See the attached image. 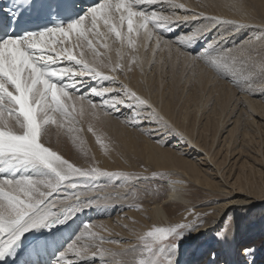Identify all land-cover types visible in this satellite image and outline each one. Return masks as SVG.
<instances>
[{"label": "snow or ice", "instance_id": "obj_1", "mask_svg": "<svg viewBox=\"0 0 264 264\" xmlns=\"http://www.w3.org/2000/svg\"><path fill=\"white\" fill-rule=\"evenodd\" d=\"M164 4L173 10L165 14ZM176 10L189 11L176 0H7L0 8V264H264V243H249L230 211L209 220L212 212L186 208L180 222L134 232L136 243L102 236L92 220L82 219L113 199L138 201V183L162 181L166 174L101 169L94 157L89 159L81 120L102 122V113L161 148L172 140L173 147L188 144L150 98L104 71L142 70L139 40L147 52L155 37V55L165 33L202 19L169 46L202 61L245 94L258 90L264 98V62L257 72L253 41L237 44L221 33L211 36L218 25H232L233 31L247 25L203 11L181 16ZM89 53L94 59H87ZM52 126L63 130L86 166L53 147ZM87 132L107 153L103 133L91 122ZM102 177L123 181L120 186L131 185L132 191L99 195L96 182ZM127 207L142 210L138 202ZM121 243L129 246L122 251L103 247Z\"/></svg>", "mask_w": 264, "mask_h": 264}, {"label": "rangeland", "instance_id": "obj_2", "mask_svg": "<svg viewBox=\"0 0 264 264\" xmlns=\"http://www.w3.org/2000/svg\"><path fill=\"white\" fill-rule=\"evenodd\" d=\"M188 9H189V12H186L187 14L192 15L193 11L196 13L200 12L199 10H194L192 7H189ZM206 15H208V14H206ZM210 16H212V15H210ZM194 22H195L194 24L204 23L202 19H197ZM249 24L251 25V23H249V22L245 25H249ZM254 25L256 26L258 24L256 23ZM229 26L230 25H227V24H224L223 26L218 25L216 28L213 29L211 36H216L217 33H222L221 32L222 28L229 27ZM252 26L253 25H251L250 27H252ZM261 26H263V25H261ZM190 27L184 26V27H181L180 30H181V32L187 31V30H189ZM179 28L180 27H178L174 32L178 31ZM263 28H264V26H263ZM174 32H172L170 35H166V33H165V37H163V38L166 39L167 41H169V40L173 41L175 39V36L177 34H179V32L178 33H174ZM246 32H243V34H240V36L238 34H233L232 37H230V39H229V36H230L229 34H224V35H226L228 37L229 43L235 41L237 44H239L241 41L247 42L249 39L252 38L251 33H249V32L246 33ZM246 38H247V40H246ZM162 45L165 47V45L163 43H161L160 48H163ZM173 45H175V44H171L170 47H172ZM197 47L195 50L200 51L201 50L200 47L199 46H197ZM165 49H166V47H165ZM99 51H100V49H99ZM172 51H174V50L172 49ZM100 52L103 53V50ZM167 54L165 53V55H164V52H163V54L161 53L160 58L158 57L159 55H157L156 58L153 59V60H157V58H159L160 63H158L157 70L158 71L163 70L162 75L164 73V70L167 69V65H166L167 63L165 61L167 60V62H170L169 56L171 55V53H170V55L169 54L167 55ZM180 54L182 55L184 53L181 52ZM173 56L174 57L177 56V60L174 62L175 65L180 63L179 59L182 56L176 55L175 53H173ZM162 61H163V63H162ZM262 62H264V56L261 57V63ZM197 63L198 64L200 63V66L202 68L206 67L205 64L202 63L201 61L200 62L194 61L190 57H188V59H187V61H185V63H183L182 65L180 64V66H181V68H185V70L187 71L188 69H191L193 66H197L198 65ZM259 66H256L257 72H259V70H260ZM149 67H150V64L145 68V71L147 68L148 69H147V71L144 75V78L142 80L143 81L142 84H144L143 88L147 92L149 90V84L153 80L152 79L153 73H151V75H149V74H150V70H152V69L154 72V64L151 67V69ZM205 69H210V68L206 67ZM106 73L111 75V73H108L107 71H106ZM130 73L131 72H127L126 74H117L116 73L115 75H116V78L119 82L129 84L128 80L133 81V79H131L132 77H131ZM128 74L130 77L128 76ZM184 74H186V73H184ZM210 74L214 78L213 79L214 81H212L211 83H208L204 88L193 89V86H191V88L189 89V87H187L188 84H186L182 88V92L180 94L181 99H179L177 105L175 106L173 121H175L177 126L180 124L179 130L181 132L183 131V134L187 138L188 144H182V145H179L178 147H182V148L183 147L188 148L190 146L192 147L193 145L190 142V138H192L193 141L199 142V144L204 149H206V150L210 149L212 146L211 143L213 141V129L216 126L215 125L216 124L215 122L217 120L216 118H218L219 115L222 114L221 118H224L225 120H227V122L223 126L224 127L223 131L220 132V130H219L218 133L215 135V141L213 144V148H214L213 152L216 155V158H215L216 161L215 162H218V160H220L223 157L224 153L226 152L227 143H228V141H230L229 138H231V140H233V137L231 135H230L231 137L229 135H227L230 133V132L228 133L227 130H229V131L232 130L233 125H234L233 119H239V121H240L239 127H242V129H240V130L242 133H244L245 136L241 137L242 134H240V137H239L240 139H238L237 142L234 143L235 144L234 146L236 147V150H234L235 153L233 152L231 154V156H229L227 158V161H226L227 163H225V164H227L228 166L232 165L231 174L235 175L241 169L239 166L242 163V161H244V162H246V165L244 166L243 170L248 173L250 168L256 169V168L260 167L257 163H255V161H258L256 159L257 150L260 149L261 153H263V151H264V98H262L260 96L258 90H257V93L255 95L245 94V92L242 91L241 88H238V87L234 86L232 83H230L229 81L224 80V79H220L219 77H218L219 78L218 81L223 82V84H214L213 85V83L216 82L217 75H215V73L213 71H211ZM215 76H216V78H215ZM163 81L167 82L168 78L166 76H164ZM134 85H135L134 87H137L136 84H134ZM130 86H131V84H130ZM192 89H193L192 94L188 95V92L192 91ZM166 91L167 90L165 89V92ZM231 91H234V95L232 94L231 98H229L226 94L232 93ZM209 92H211V94L207 98ZM245 97H247L249 100L252 101V104H254V106L257 107V111L252 112V110H250V108H248V106L246 105V98ZM240 100H242V101H240ZM204 106H206V107H204ZM232 107H234V112L231 115L230 110L232 109ZM185 110L188 111V112H186L188 114V117H187L188 119L183 120V115L181 114V112L184 113ZM228 114H229V116H228ZM235 116H238V118H235ZM116 120L121 122L120 119H116ZM182 120L184 121L183 127H181ZM89 122H91L90 117H86L85 119L80 121V124L78 126L82 127L84 129V131L80 135L82 136V138L85 141L84 146L86 149H88L89 159L94 157L95 161L97 162V165L101 169L107 170L108 172L123 171V172H128V173H139V174H142L145 176H150L153 172L166 174L165 179L162 181H153L151 183H138L136 185V189H139V190H137L138 195H139L138 201H134L131 196H129L128 199H121V200L113 199L111 201H108V205H109L108 207H106V208L105 207H97V208H94L92 211H89V212L83 214L82 219L92 220L95 223V225L97 226L94 229V231L98 232L100 235L105 236V237H110L111 239H117V240L127 241L130 243H136L137 242L136 237L133 235L134 232L135 233H143V232L147 231L153 224H155L157 226H166L168 224L180 222L185 215V209L186 208H195V211L200 212V213L205 212V210L209 208L208 210H209V212H211L214 204H217L218 202H220L219 201L220 198L221 199L225 198V196L221 194V191H218L219 189H217V187L214 186V183H212L210 186H205L203 184L204 181H202L204 178H202L201 179L202 182L200 181V183H199V182H194L193 180H189L188 177H187L188 178L187 179L183 175L182 179L184 180V183H185V185L183 187V191H184L185 197L189 199V203L183 204L179 207V206L174 205V203H176L175 201H168L166 203V208L170 209L169 212H172L170 217L175 216V210H176V212H177L176 217L177 218L176 217H175L176 219L174 218V222L169 221V222H165V223H156L155 221L152 220L151 215H149V216L146 215V212L149 211L148 207L151 206L150 198H151L152 194L158 200H160L162 196H165L166 192L168 190V180L171 178H172V180H174L173 177H174V175L176 176V174L181 175L180 170L177 171L174 167L173 168L167 167L165 169L156 168L154 163L146 160L144 155L139 153V148L142 145H145L146 143H150V144H155V143H153V140L150 139L148 136L141 134L140 131L126 127L124 125V123L121 122V126H123V129H122L123 132L122 133L125 135V139L128 141L127 145H126V143L123 144L120 140L117 141L118 136L115 137L113 134L114 132L107 130L106 127L104 125H102V123L100 121L95 122L94 120H92L91 123H93V125L96 129H98V132L103 133L104 143L106 145L110 146V149L115 148L117 150V153H121V158H120L121 162L120 163L116 162L115 167H112L110 169H108L106 167H102L101 161L98 160V155H103V154L102 153H99V154L95 153L94 154L92 152V148L90 146V141L92 142L96 139L92 135V133L87 132V127H88ZM53 128H54V130L55 129L57 130V128L55 126L51 127L52 130H53ZM184 128L187 129V131ZM191 128H193V131H194L193 136L190 135V133L188 132V131H191ZM244 128H247V130H243ZM258 128L261 129V135L255 133V130ZM220 129H222V128L220 127ZM196 131H198L197 135H196ZM122 133L119 132L118 134H122ZM56 137L57 138L59 137V132H58V134H56ZM133 138H135V139H133ZM174 143H177V142L175 140H172L171 145L166 148L171 153H180L181 158H183L184 160L190 161V162L195 161V162H201V163L206 162L207 164H212V162H210L208 160L205 161V159L204 160L200 159L198 161L195 160V158H200L204 154V151H200L199 153H197L196 150L193 149L195 151L190 156L183 154V153L181 154L182 151H180V149H177L178 147L172 146V145H174ZM66 144L65 145L62 144L61 149L66 148L67 151L70 150L69 154H71V156H73L75 158L76 157L79 158V159H76L77 160L76 162L78 163V165H85L86 166L85 159L79 154V152L72 145V143H70L71 144L70 149ZM118 145H119V147L123 148L124 150L121 148H117ZM97 148L99 149V147H97ZM218 149L220 151H217V153H218V155H217L216 150H218ZM236 152H238V154ZM201 153H203V154H201ZM106 154L111 158L112 161H114V158L109 153H106ZM239 154H240V156L238 157ZM202 157H204V155ZM261 158H262V154H261ZM228 161L230 162L229 164H228ZM225 164L223 166L228 167L227 165L225 166ZM124 165H126V166H124ZM206 167H207L206 165H201V168H203V169H206ZM261 170H264L263 162H261ZM254 171L256 172V170H254ZM225 174H226V172L223 174L222 177L220 174H218L217 176H212V179L215 181H217L218 179H221V180L226 179ZM255 175L257 176V183H260L261 180H260L258 173L256 172ZM261 175H262V173H261ZM221 180H218L220 182L218 184L224 185V180L223 181H221ZM120 182L124 183L123 181H120ZM120 182L116 181V180H112L111 182H109L107 177L100 178L96 182L97 187H98V193L97 194H99V195L100 194H103V195L111 194V195L115 196L116 195L115 192H117V190H119L120 193L122 194L121 196H124L125 194L132 191L131 185H127L126 188L125 187L123 188L120 186ZM195 188H197V190H195ZM144 189H148L151 194L145 193ZM256 192L259 193L258 191H256ZM204 193H213L214 195L208 197V195L204 194ZM261 193H264V190H261ZM250 199H252V197H250ZM257 201H259V200H254L252 202H257ZM261 201H264V200H261ZM135 202L140 203V205L142 206V210L137 211L135 208L130 209L127 207L128 204L135 203ZM227 211H230L232 213L234 220L239 215L238 208H233L232 210L229 209ZM213 217H214V215L212 217H209L208 219L211 220V219H213ZM262 218H263V216H262ZM133 221H135V223H133ZM244 222H246L247 227H250V228H254L256 225L258 226L259 232L256 233V231L254 230L255 238L252 239L249 243L256 242V246H260L264 242V220L261 219L260 221H257L256 218H252V219L245 220ZM124 225H127L128 228L126 229L125 227H123ZM128 246H129V243L104 244L103 245L104 248H110V249H113L114 251H116V250L122 251L124 248H126ZM182 251H183V249H182ZM181 259L186 260V259H188V257L183 256V257H181Z\"/></svg>", "mask_w": 264, "mask_h": 264}, {"label": "bare ground", "instance_id": "obj_3", "mask_svg": "<svg viewBox=\"0 0 264 264\" xmlns=\"http://www.w3.org/2000/svg\"><path fill=\"white\" fill-rule=\"evenodd\" d=\"M176 2L184 4L185 8H187V9L189 7H192L194 10H199L200 12L203 11L205 14L219 17L222 20L236 21V22H238L240 24H244V25L247 24L248 22L251 23V25H253L252 27H250L251 25L249 24L250 26L247 25V27L241 28V29L236 30V31H233V26L230 25L229 27L222 28L221 34L231 33V35L229 36V39H230V37H232L233 34H238L240 36V34H243V32H246V31H247L246 33H248V32L251 33V36H252L251 40L253 41V43L255 45L254 60H255L256 66L261 65V57L264 56V53H263L264 52V28H263V26H264V0H176ZM157 7H160V5H157ZM163 7L166 10L165 14H167L169 11L173 10V9L169 8L168 4H164ZM176 11H177V15H181V16L182 15H191V14H187L183 10H176ZM194 23L195 22L193 21L192 24H190V25H182V26H180L178 31H176L174 33H178V32L180 33L181 27H184V26L185 27H190V26L192 27L193 25L195 26L196 24H198V23H196V24H194ZM256 23L258 25L255 26L254 24H256ZM261 25H263V26H261ZM171 33L172 32L166 33V35H170ZM163 37H165V34ZM257 38H260V39H257ZM246 40H247V38H246ZM161 43H163L165 45L166 49L162 45L163 48H160L159 51H157L154 55L153 49L156 48V38L155 37L152 41L151 48H149L147 50V52H145V48L143 46L144 41L142 39L138 41L139 50L137 52V56L139 57V62L141 63L142 70H141V67H135L131 71L130 74L132 77L131 79H133V81L131 80L132 81L131 82L128 80V82H129L128 85L130 86V84H131L132 88L137 90L141 95H143L147 98H150V100L160 110L161 114L164 115L167 119H169L171 122H173L177 126L175 121H173V115H174V111H175V106L177 105L179 99H181L180 94L182 92V88L186 84H188L187 87H189V89L191 88V86H193V89L204 88L208 83H211L212 81H214L213 80L214 78L210 74L212 70L211 69H205L206 67L202 68L200 66V63L199 64L197 63L198 64L197 66L192 65L193 67L191 69H188L187 71L185 70V68H181L180 64L182 65L183 63H185V61H187V59H188V56H186L185 54L181 55L180 54L181 52L177 51L176 45H173L172 47H170L171 45L169 46L168 41L164 38H162ZM172 49L174 51H172ZM102 50L104 53L105 50L103 48H100V51H102ZM163 52H164V55H165V53L166 54L168 53L169 55L171 53V55L169 56L170 62H167V60L165 61L167 63L166 64L167 69L164 70V73L162 75L163 70L158 71L157 68H158V63H160L159 62L160 55H161V53L163 54ZM173 53H175L176 55L182 56L179 59L180 63H178L176 65L174 62L177 60V56L174 57ZM110 55L112 56L113 62H115L116 57H115L114 51L112 53H110ZM157 55H159L158 56L159 58H157V60H153L156 58ZM87 59L92 60V59H94V57L91 55V53H89L87 55ZM125 60H127V57H125ZM162 63H163V61H162ZM149 64H150V67H149L150 69L154 64V72L152 69V70H150V74H149V75H151V73H153L154 75L152 74L153 80L149 84V90L147 92L143 88L144 84H142L143 83L142 80H143L144 75L148 69L147 68L145 71V68ZM104 71L108 72L107 69H104ZM184 73H186V74H184ZM117 74H119V73H117ZM111 75H115V74L111 73ZM128 76H129V74H128ZM164 76H166L168 78L167 82L163 81ZM215 78H216V76H215ZM218 79L219 78L217 77L216 82L213 83V85L214 84H223V82L218 81ZM134 84H136L137 87H134L135 86ZM165 89L167 90L166 92H165ZM193 89H192V91L188 92V95L192 94ZM231 92L232 93L226 94L229 98H231L232 94L234 95V91H231ZM210 94H211V92L208 93L207 98L210 96ZM245 98H246V105L248 106V108H250V110H252V112L257 111V107H255L254 104H252V101L249 100L247 97H245ZM240 101H242V100H240ZM204 107H206V106H204ZM234 107H232V109L230 110L231 115L234 112ZM186 112H188V111L185 110L184 113L181 112V114L183 115V120L188 119L187 118L188 114ZM221 115L222 114H220L219 117L216 118L217 119L215 122L216 126L213 129V141L211 143L212 146L210 149H208V150L204 149L199 144V142L193 141L192 138H190V142L193 145L192 147L190 146L188 148H186V147H183V148L178 147L177 148V149H180V151H182L181 154L183 153V154H186L189 156L192 155L195 150L197 153H199L200 151H204V154L201 153L204 155V157H202L203 156L202 155L200 158H195V160L198 161L200 159L201 160L205 159V161L208 160V161L212 162V164H207L206 162L201 163V162H195V161L190 162V161L184 160L183 158L180 157V153H171L168 149L161 148L157 144L146 143L145 145H142L139 148V153L143 154L146 160L154 163L156 168L165 169L167 167H172V168L174 167L177 171L180 170V174H181V175L176 174V176L174 175V177H173L174 180H172V178L168 180V190L166 192V195L162 196L160 200L155 198V196L152 194V196L150 198L151 206L148 207L149 211L146 212V215H148V216L151 215L152 220L155 221L156 223H165V222H169V221L174 222V218L176 217L177 212L174 209L175 210V216L170 217L172 212H169L170 209L166 208V203L168 201H175L176 203H174V205L179 206V207L183 204L189 203V199L185 197V194L183 191V187L185 185L184 180L182 179L183 175L186 178L188 177L189 180H193L194 182H199V183H200L201 179L204 178L202 181H204L203 184L205 186H210L212 183H214V186H216L217 189H219L218 191H221V194L225 196V198L219 199L220 202H218L217 204H214V206L211 210V212L214 214L213 219H219L221 214H223L224 212H226L229 209L232 210L233 208H238L239 215L236 217V219L234 221L238 226V230L240 232H242L244 234V236L246 237L247 241L250 242L252 239L255 238L254 230L257 233V232H259L258 231L259 229H258L257 225L254 228L247 227L246 222H244V221L248 220V219H252V218H256L257 221H260L261 219L264 220V201H261V200H264V196H263L264 193H261V190H264V170H261V162H263V164H264V151H263V153H261V150L258 149L256 152V155H257L256 159L258 161H255V163H257L260 166L259 168H256V169L250 168L249 172L247 173L243 170L244 166L246 165V162L242 161V163L239 166L241 168L240 169L241 171L239 170L235 175L231 174L232 165L228 166L225 163H227L226 162L227 158L229 156H231V154L233 152L235 153L234 150H236V147L234 146L235 145L234 143H236L237 140L240 139L239 138L240 134H242L241 137L245 136L244 133H242L240 130V129H242V127H239L240 126L239 125V122H240L239 119H233L234 125H233L232 130H230V131L227 130L228 133L230 132L227 135H229V136L231 135L233 137V140H231V138H229L230 141H228V143H227L226 152L224 153L223 157L220 160H218V162H215L216 161L215 160L216 155L213 152L214 151L213 144L215 141V135L218 133L219 130H220V132L223 131V129H224L223 126L227 122V120H225L224 118H221L222 117ZM228 116H229V114H228ZM101 117H102V122H101L102 125H104L107 130L114 132L113 134L115 137L118 136L117 141L120 140L123 144L126 143V145H127L128 141L125 139V135L122 133L123 132V130H122L123 126H121V122L116 120L115 118L110 117V116L105 117V116H103L102 113H101ZM235 118H238V116H235ZM183 120L181 122V124H182L181 127L184 126ZM91 122H92V120H91ZM95 122H98V121H95ZM179 125L177 126L178 129H180ZM220 127L222 129H220ZM185 130L187 131V129H185ZM243 130H247V128H244ZM58 132H59V137L57 138L56 134H58ZM119 132H121L122 134H118ZM188 132L190 133V135L193 136V132H194L193 128H191V131H188ZM182 133H183V131H182ZM255 133L261 135V129L260 128L256 129ZM197 134H198V131H196V135ZM49 138L52 142L53 147L56 149H59V151L65 156V158L70 159V160L74 161L75 163H77L76 159H79V158H77V157L75 158V157L71 156V154H69L70 150L67 151L66 148L61 149V145L62 144L65 145L66 143H67L66 145L69 147V149L71 147V144H70L71 141L68 139V137L66 135L63 134V130H60V129L54 130V128L52 130L50 128ZM133 139H135V138H133ZM95 142H96V140H94L92 142L90 141V146H91L92 152L94 154L95 153H97V154L102 153L103 154V155H98V160L101 161L102 167H106V168L110 169V168L116 166V162H118V163L121 162L120 161L121 153H117V150L115 148L110 149V146H108L109 150L107 153H109L114 158V161H112L111 158L101 149V146L99 144H97V142L96 143ZM176 144L177 143H174V145H176ZM97 147H99V149ZM117 148H121V147H119V145H118ZM121 149H123V148H121ZM193 149H195V150H193ZM217 151H220V150L219 149L216 150V153H217ZM236 153L238 154V152H236ZM261 154H262V158H261ZM217 155H218V153H217ZM239 156H240V154L238 155V157ZM229 163L230 162L228 161V164ZM224 164H225V166L227 165L228 167H224L223 166ZM201 165H206L207 166L206 169L201 168ZM124 166H126V165H124ZM254 170H256V172L258 173V175L260 177V180H261L260 183H257V176L255 175L256 172ZM225 172H226V174H225L226 179H223L224 185L218 184V183H220L218 180H221V179H218L217 181L212 179V176H217L218 174H220L222 177ZM261 173H262V175H261ZM223 180H221V181H223ZM169 181H172V182L179 181L180 183H169ZM121 184H123V183L120 182V185ZM121 187L126 188L127 186H121ZM173 188H175L176 191H173ZM137 190H139V189H137ZM195 190H197V188H195ZM256 191H258L259 193H257ZM115 194L122 195L119 190H117V192H115ZM204 194H207L208 197L214 195L213 193H204ZM100 195H103V194H100ZM250 197H252V199H250ZM254 200H259V201L252 202ZM208 209H206L205 212H209ZM262 216H263V218H262ZM209 227H211V225H209ZM252 244H254L256 246V242H253ZM257 247H259V246H257ZM116 251H118V250H116Z\"/></svg>", "mask_w": 264, "mask_h": 264}]
</instances>
